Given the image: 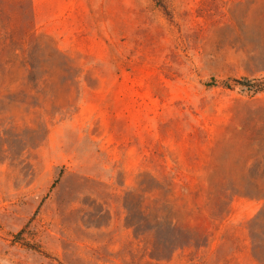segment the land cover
<instances>
[{"label": "rangeland", "instance_id": "rangeland-1", "mask_svg": "<svg viewBox=\"0 0 264 264\" xmlns=\"http://www.w3.org/2000/svg\"><path fill=\"white\" fill-rule=\"evenodd\" d=\"M263 83L264 0H0V264H264Z\"/></svg>", "mask_w": 264, "mask_h": 264}, {"label": "trees", "instance_id": "trees-1", "mask_svg": "<svg viewBox=\"0 0 264 264\" xmlns=\"http://www.w3.org/2000/svg\"><path fill=\"white\" fill-rule=\"evenodd\" d=\"M225 86H227V88H230L229 85H225ZM246 87L251 88L255 92H260V91H262L264 89V83L262 85H260V84L259 85L248 84V85H246Z\"/></svg>", "mask_w": 264, "mask_h": 264}]
</instances>
